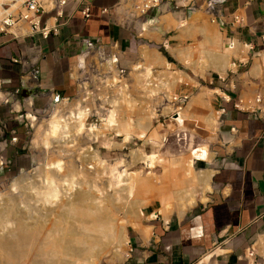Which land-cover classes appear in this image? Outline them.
Listing matches in <instances>:
<instances>
[{"label": "crops", "instance_id": "1", "mask_svg": "<svg viewBox=\"0 0 264 264\" xmlns=\"http://www.w3.org/2000/svg\"><path fill=\"white\" fill-rule=\"evenodd\" d=\"M121 2L90 0L91 19L75 12L47 38L32 36L27 24L21 37L0 35V92L7 97L12 90L29 87L73 95L75 69L92 57L84 53V39L138 49L140 36L125 24L127 14L116 12ZM236 14L244 17V25L234 23ZM218 21L227 41L240 42L241 53L244 43L253 49L247 48L244 56L239 50L234 53L238 56L231 59L229 78L216 87L223 93L216 94L223 121L219 153L208 164L215 169L208 200L166 221L153 211L152 220L131 238L126 258L115 264H264V0H227ZM58 22L51 13L42 17V25L50 29ZM32 70L39 72L35 79Z\"/></svg>", "mask_w": 264, "mask_h": 264}, {"label": "bare ground", "instance_id": "2", "mask_svg": "<svg viewBox=\"0 0 264 264\" xmlns=\"http://www.w3.org/2000/svg\"><path fill=\"white\" fill-rule=\"evenodd\" d=\"M16 6L17 5H13V7ZM171 18L173 17L170 15L165 19L166 23H164V25L166 24V27L170 25L174 26V22ZM148 26V24L144 25V32H147ZM180 27L183 30L185 37H190L191 26H189L187 22H184ZM22 30L24 32V27H22ZM200 33L204 37L203 41L197 39L199 42L191 43L190 48H179L180 59L187 66H191L194 69V72L196 71V73H199L202 76L207 68H214L217 71H220L221 74H226L227 68L232 63V56L239 50V47L235 46L232 49L229 46H226L223 41L225 36L221 32L211 29L208 26L202 27ZM148 35L150 36L152 33ZM166 46H168V42H166ZM141 49L143 52L144 47ZM142 57L144 59H142L143 62L138 61L133 67L136 77L143 88L141 94L142 97L139 96L140 98H135L134 96L130 99L128 97L130 91L127 89L128 86L121 87L122 91L120 92V99L115 98L114 101H111V103H115V105L114 108L109 111L107 123L105 122L102 124L100 129L89 128L90 132L86 130L87 133L89 132L88 135L92 138V142H97L100 135H102L105 130L116 131V136H124L123 143L121 144H106L109 148H112L113 146L123 148L124 145L122 144L128 142L131 135L144 139L145 134L152 129L154 117L157 116V111L152 108L153 106L151 107V103L149 102L150 98L153 99L151 96L156 94V96H159L160 93L158 95V92L161 90L163 84L168 85L167 88L163 87L165 91L166 89L172 90L177 83L192 80L190 76L182 71H172V64L156 49H146L142 53ZM262 59L264 63V58ZM112 66L114 67V65ZM154 66H161L163 68L161 74L168 78L166 80L164 79L165 81L162 80L159 87L158 84H155L153 81L152 71L150 70ZM146 67L148 68V72H141V70L146 69ZM197 67L202 68L199 70ZM106 78L109 79L108 77ZM144 80H146V82H144ZM117 81L119 80H116L115 83H118ZM86 85H88V83ZM208 91L212 92L207 93ZM169 92L170 93L166 90L165 93H168L170 96L171 91ZM207 92L205 90L201 91L193 96L189 102L188 108L192 109L196 113L195 115H197V119L193 124L188 121L189 117H193V114L189 113L190 111L185 113H182L183 111L176 112L175 114L173 113L172 119H175L177 122L176 125L181 129L183 128L184 131H187L185 129L190 130L187 131V133L191 132L192 129H196L199 132L208 135H210L211 132L216 133L218 131L221 123L218 118V113L215 112L212 104L206 100V97L211 96L212 93H223L218 88H215V90H207ZM87 95H89V92H87ZM5 98L8 99L2 92H0V101ZM176 99L177 97L173 98V103H175ZM82 101H84V99H79L74 102V104H70L68 100L63 99L57 104L59 105L58 109L51 112L52 115L46 120V127L40 134L42 135V140H38L40 142L43 141L41 144L47 148H58L63 144L62 147L64 148L69 145H67V143L70 138L71 141L74 140L75 133L79 135L78 133L81 134V131H84L90 110L84 106L85 103L83 105ZM132 101L135 102L133 103ZM32 103V98H28V106H31ZM128 103H131L132 105L130 104V106ZM123 105L125 106L124 108H126V105L128 109L130 108L129 110L126 108L128 112H131L134 109L135 112L137 111L136 108L143 111L141 112L140 110L141 114L137 116L138 119L133 121L127 117V112L123 113ZM143 106H145V109H142ZM15 107L19 110L20 104L16 103ZM28 117L33 123L37 120L36 116H33L31 113L28 114ZM43 125L44 124H42V126ZM177 131L178 133H182L181 130ZM180 133L179 136L181 135ZM186 134H183L182 136L185 137ZM216 135H213V137ZM147 138L148 140L158 141L159 136L150 132L149 137ZM54 142H58L61 145L57 143L59 146H55L53 145ZM207 146H200L195 149L190 155H188V157H186L188 161L196 157L212 161L214 154ZM38 147H40V145ZM85 148L88 155L82 156V154H79V156L81 155L78 159L80 162L79 165H76V160L74 162L67 160L68 162L66 164L65 161H62L57 156L58 159L47 162L44 168L43 166L40 168L41 170L39 172L36 170L38 173L36 177H34H40V186L37 185L38 188L40 187V190L38 189V191H34L35 193H30V191L28 193L27 191L25 197L28 200L34 201L33 203L38 207V213L29 209L36 207L27 208V206H23L21 212L24 211V213L26 212L29 216L24 217L21 214L11 215L14 212L13 208L6 206L3 202L5 206L0 208V219L6 215L11 218L15 216V218H12V223H7L5 228L0 232V264H101V261H123L126 258L128 254V252H126L128 251L126 250V245L129 242L127 226L132 225L139 230L142 228V224L140 225L139 221L142 219V216H144L143 207L150 204L154 194L149 188L152 184L155 187L161 186L162 182H160L161 185L155 184L156 180L154 182L151 179L154 176L152 171L148 172L147 180L142 178L140 171H129L128 167L119 171L118 166L122 164V160L112 166V164H109L106 160L102 159L97 152H95L92 145L89 144L87 147H84V149ZM132 152L136 160L142 161L150 169L154 168L158 161H162L160 155L154 152L146 153L138 148L134 149V151L132 150ZM68 156L71 155L68 154ZM86 157L90 158L91 161L85 159ZM166 160L167 159L165 158V161ZM69 162L70 164H68ZM177 162L180 164V167L178 170L174 169V174L173 172H164L167 175L169 173L172 174L173 179H175L177 183L186 184V186L182 185V187L173 190L171 189L170 184L166 185L168 181L165 182V187L166 189H169V191L171 190V195H168L166 198L164 197L162 201L167 213V211H170L171 209V206H167L173 200L171 196L173 195L174 198L179 199V203L178 205L176 203L175 208L178 210L179 216H182L187 210L196 206L199 201L204 203L208 200L206 193L212 190L211 180L215 171L214 169H200L196 172V169L191 166L189 169L183 168V162L181 160H178ZM166 166L167 168L164 169L171 171L168 169L169 166L167 164L164 167ZM101 174L109 175V188L113 187L112 181L114 178L116 182L115 185L118 186V189L112 196H109V191L108 195L107 193L102 192V188L104 189L102 184L101 189L99 188V185L96 184V179L100 178L101 176H98ZM163 176L166 175L164 174ZM24 179L29 180L30 177L21 175V177L15 180V183L13 182V186H17ZM163 179L165 180L164 177ZM169 180L171 181L172 179L170 178ZM147 181H149L148 185L146 184ZM27 185L30 186L31 184ZM100 190L101 193L99 194ZM132 197L134 198V201H130V198ZM177 206L179 208H177ZM19 209L20 208H17V213ZM153 215L156 216V214ZM3 220L5 223L9 222V219L6 220L3 218Z\"/></svg>", "mask_w": 264, "mask_h": 264}, {"label": "rangeland", "instance_id": "3", "mask_svg": "<svg viewBox=\"0 0 264 264\" xmlns=\"http://www.w3.org/2000/svg\"><path fill=\"white\" fill-rule=\"evenodd\" d=\"M116 12L119 14L121 12L127 15L129 13L132 14V16L128 15L129 16L128 23H125V24H127L128 27L131 28V30H133L136 34H138V36H140L139 37L140 39H138L139 41H137V44H139L138 45L139 47L138 49H131V48H128L127 46H123L120 43L113 44L111 46H106L104 47L106 50L105 56L97 55L96 57H94V63L92 62L93 58H90V60H87L86 63L83 64V66L82 65L80 66L81 69H78V68L75 69L74 77H75V82H76V91L73 93V95H69L70 100H68V102H70V104L71 103L74 104V102L78 101L79 99H84L85 102L82 101V103L83 105L85 103L84 106L89 108L88 110H90L89 111L90 114L88 115V121L85 124L84 131L82 130L81 134L78 133L79 135H77V133L75 134L73 133L74 140L71 141V138L69 140L71 144L68 142L67 145L68 144L69 145L63 148L62 147L63 144L61 145L58 142H54L53 145L55 146L61 145V146L58 148L57 147L47 148L43 144H41L43 143V141L41 142L39 141V140H42L41 139L42 135L40 134L46 127L45 125L47 123L46 120H48L50 118L49 116L52 115L51 112H53V110L55 111L56 109H58V106H59V105H55L53 110L49 109V105L51 103V97L48 98L46 94L38 95V98L33 99L32 105L28 106V101L25 98H23L22 95L14 94V90H12L11 95L7 96L8 99L5 98L0 101V208L5 205L12 207L14 212L11 215L21 214L24 217L29 216L27 215L26 212L25 213L24 211L21 212V210L23 209V206L24 207L27 206V208L36 207V208H29V209H31L33 212L38 213L37 211L38 207L33 203L34 201L28 200L25 197V194L27 193V191L28 193L29 191L30 193H35L34 191H38V189L40 188V187L38 188V186H40V183H41L40 177L35 178L37 173L41 170L40 168H42V166L44 168L47 162L52 161L54 159H58V158L61 159L62 161H65L66 164L68 161L74 162L76 160L75 161L76 165H79L80 162L78 159L81 157V155L79 156V154H82V156L88 155L86 148L84 149V147H87V145L89 144L94 147L95 152H97L102 159L106 160L109 164H112V166L122 160V164L118 166L119 171L124 170L126 167L129 168V171H140L142 178H144L145 180L148 179V176H147L148 172L152 171L154 173V176L151 179L154 182L156 180L155 184L161 185L160 182H162V185L158 187L153 186V184L152 186L150 185L151 187L149 189L152 190L154 194H153L152 200L150 201V204H147L146 206L143 207L144 216H142V219L139 221L140 225L144 224V222L152 220L149 217V215H151L153 211L162 213L160 217L165 221L169 220V217L172 216L174 213L178 214V210L175 208V206H176V203L178 205L179 199L174 198L173 195L171 196L173 200L171 203L167 205V206H171V209L170 211H167V213L165 211V207L163 206V201H162L164 197L166 198L168 197V195H171L170 193L171 190L169 191V189H166L165 187L166 185L170 184L171 189L173 190H176L178 187H182V185L186 186V184L177 183L175 179H173V175L170 174L172 172L174 174L175 170L179 169L180 164L177 162L178 160H181L183 162V168L189 169L191 167H194L196 169V172H198L200 169H212L209 167L208 164H212V162L216 159L218 155L217 153H219L218 151L219 145L217 143L220 142V140L218 139L217 132L219 131L220 125L216 133H213V132L210 133L211 137L210 135L206 133H201L196 129H192L191 132L187 133V131H190V130L185 129L187 131H184L183 128L181 129L180 127H178V125H176L177 122L175 121L174 118H173L174 119L173 121L172 116H173V113L175 114L176 112L183 111L182 113H185L187 111H190L189 113L193 114V117H189L188 121L191 124H193L195 120L197 119L196 118L197 115H195L196 113L192 109L188 108L191 98L203 90H205L206 92L207 90H210V89L213 90L214 88L218 86L219 81L221 82L223 81V78L225 79L227 78V73L229 69L231 68V65L227 68L226 74H221L220 71H217L214 68H207L205 69L204 75L202 76L201 74L196 73V71L194 72V69L191 66L189 67V65L187 66L186 64H184L182 60L180 59V55H179V48L181 47L190 48L191 43L204 40V37L200 33V29L206 26L218 32H221L225 36L223 41L226 44V46H228L227 44L228 41L226 40V34H225V30L223 26L220 24L219 21L213 22L212 19L209 17V15L205 14V12L202 9L199 8L195 10H185L184 8H182L180 5H178L175 2L171 4V8L169 10L163 9L162 11L152 12L150 16H144V19L142 20H140L141 18L139 17V14L134 10L131 3L126 4L121 8H117ZM170 15L173 17L171 19L174 22V26L170 25L166 27V24L164 25V23H166L165 19H167ZM153 19H156V20H154L153 22L151 21V24H150V22L148 21L153 20ZM184 22H187L189 26H191L190 37H185L184 32L180 27V25H182ZM145 24L149 25L147 27L148 28L147 32H144ZM150 33H152V35L149 36L148 34ZM166 42H168V46H166ZM237 46H239V54H240L241 53L240 48L242 47L240 45H237ZM142 47H144L143 52L146 49L158 50L172 64V71H175V70L182 71L188 76H190V78H192L193 81L186 80L187 82L184 81L182 83L175 84L174 85L175 88L173 87L174 91L173 89L172 90L166 89L168 85L163 84L161 87V90L158 92V95L159 93L160 95L156 96L157 95L156 94L154 96H151L153 97V99L150 98L149 102L151 103L150 104L151 107L153 106L152 108L157 111L156 112L157 116L154 117L152 129L147 134H145L144 139L131 135L129 138V141L126 142L125 144H122L124 145L123 148L116 147V146L109 148L108 146H106V144H109V143L121 144L123 143L124 136H116L117 135L116 131L105 130V132L102 135H100L99 140L97 142H92L91 140L92 138L90 137V135H88V133L90 132L89 128H99L100 129L102 124H104L105 122L107 123V120L109 117V111L112 110L115 105V103L112 104L111 101H114L115 98L116 99L119 98L121 94L120 92L122 91V88L124 86L125 87L128 86L127 89L130 90L128 93L129 95L128 97L130 99H132L134 96L135 98L141 96L143 88L141 87L142 85L140 84V82L138 81L136 77V73L133 70V67L138 61L143 62L144 60L142 57V53H143L141 49ZM111 48L112 50L114 49L113 50L114 55L118 57V61H119L114 64L111 62L112 56L111 57L108 56L109 50ZM245 51L246 49L244 50V54H245ZM233 56H236V55L234 54ZM233 56H232V59H233ZM112 65H114V67L119 66L118 67L119 69L124 68L126 71L125 75H122V74L118 75L119 74L117 73L118 69L116 70ZM247 65L249 66L250 62L247 63ZM197 68L201 70L202 67L201 68L197 67ZM150 70L152 71L153 81L155 82V84H158V87H159V84L162 83V80L168 79L165 75L161 74V72L163 71V68L161 66H154ZM143 71L148 72V68L146 67V69L141 70V72ZM106 77H108L109 79H107ZM116 80H119L117 81L118 83H115ZM83 82H87L88 85H86L87 83L83 85ZM144 82H146V80H144ZM79 83H80V87H79ZM163 87H166L165 89L168 91V93H170L169 91H171L170 96L168 93H165L166 90L164 91ZM87 92H89V95H87ZM209 92L211 93L212 91H208L207 93ZM216 94L220 95L221 93H212L211 96L206 97V100L209 101L210 104H212L215 112L218 111V104L221 101L219 99V96ZM5 95H7V93H5ZM175 95L176 96L187 95L189 97V99L184 100V103L182 105L183 109L179 111L177 110L179 105L177 103H173L174 102L173 98L175 97ZM132 102L134 103L135 101H132ZM16 103L20 104L19 110H17L15 107ZM127 105H126V108H127ZM124 107L125 106L123 105L124 112L123 111L122 112L123 113L127 112L128 113L127 117H129L133 121H136L138 119L137 116L141 114V112L143 111L140 109L141 110L140 112V110L136 108L137 111L134 112L135 110L134 109L131 112H128L130 108L129 109L127 108L128 109L127 110ZM165 107L168 109H166ZM142 109H145V106H143ZM30 113L33 116L35 115L37 118V120L34 121V123L28 117V114ZM218 118L220 122L223 121V117H219V113H218ZM42 124L44 125L42 126ZM86 130H88L89 132L87 133ZM177 130L182 131V133L179 132L181 134L180 136ZM150 132L154 133L156 136H159L158 141L148 140L147 137H149ZM183 134H186V136L185 137L182 136ZM213 135H216V136L213 137ZM13 138H16V140H14ZM57 143L59 145H57ZM189 143H192V144H189ZM39 145L40 147H38ZM205 145L206 146L208 145L207 146L208 149L214 154L212 161H208V160H205L199 157L193 158L192 160L188 161V159L186 158L188 157V155H190L195 149L199 148L200 146H205ZM71 146H74V147H71ZM137 148L141 149L142 151L146 153L154 152L160 155L162 161H158L154 168L152 169L148 168L142 161L136 160L134 154H132L133 153L132 150L134 151V149H137ZM68 154L71 156H68ZM181 157L184 159H182ZM165 158L167 159L166 161H165ZM85 159H89V161H91V159L88 157H86ZM70 162L68 164H70ZM162 164L163 165L167 164L169 166L168 169H170L171 171L167 169L165 170L164 168H167V166L164 167L165 165L163 166ZM164 171L165 172L167 171L166 173L168 172L170 173L167 175ZM164 174L167 177L170 175L171 177L169 176L168 178L169 179L171 178L172 182L166 176H163ZM21 175L30 177V179L29 180L24 179L17 186H13V184L15 183V180L21 177ZM98 177L100 178L96 179V184L99 185L100 189L104 187V189L102 188V192L107 193V195L110 192L109 196H112L113 194L116 193L118 186L115 185L116 182L114 178L112 181L113 187L109 188V181H110V180L108 181L109 175L101 174ZM163 177L165 178L166 181L163 179ZM212 179H213V176H212ZM212 181L213 180H211V184H212ZM165 182H167L166 185H165ZM27 184H31V185L29 186ZM101 184H102V187H101ZM146 184L148 185L149 181H147ZM163 185H164V189H163ZM100 193H101V190L99 194ZM130 201H134V198L133 197L130 198ZM3 202L5 205L3 204ZM200 203L201 202L199 201V203H197L196 206L190 209L197 207ZM17 208H20L18 210V213H17ZM177 208L179 207L177 206ZM3 218L6 220L9 219L8 220L9 222L5 223ZM3 218L0 219V232L3 230V228H5V225L7 223L8 224L12 223V220H13L12 218H15V216L11 218L10 216L6 215ZM136 230H138V228L132 225L127 226V236H128L129 242L126 245V250L128 251L131 245L130 240L135 234ZM118 262H121V261H114V262L101 261V264H115Z\"/></svg>", "mask_w": 264, "mask_h": 264}, {"label": "built area", "instance_id": "4", "mask_svg": "<svg viewBox=\"0 0 264 264\" xmlns=\"http://www.w3.org/2000/svg\"><path fill=\"white\" fill-rule=\"evenodd\" d=\"M75 0H0V35H13L15 38L21 37L24 32L22 27L25 24L29 25L30 33L32 36L40 34L43 37L47 38L51 31L57 33L61 25L66 24L67 20L73 16L75 12L79 13L82 18L89 20L92 17V10L90 0H80L75 9L71 10L73 2ZM227 0H122V2L117 6L121 8L126 4H132L134 10L139 14L140 20L144 19V16H150L152 12L162 11L163 9H170L172 3H177L185 10H195L202 9L205 14L209 15L213 22L218 21L222 15V4ZM13 5H17L13 7ZM102 12H106L104 9ZM51 13L53 17L59 21L58 24L50 29L47 25H42V17L44 14ZM132 16V14H128ZM127 15L126 20L128 21L129 16ZM128 23V22H125ZM234 23L237 25H244L245 19L243 16L236 14L234 15ZM264 41V36L262 37ZM84 53L86 55L92 56H105V46H103L100 38L84 39ZM242 43V42H241ZM230 48H234L237 45H240L238 40H228L227 42ZM243 51L241 54H244V50L249 48L253 49L250 44L244 43ZM108 54V53H106ZM108 56H112L111 62L117 63L118 57L109 50ZM17 62V59H14ZM94 63V58L92 60ZM119 67V66H118ZM116 68L119 74L125 75L126 71L124 68ZM78 69H81L80 65ZM39 72L37 70H32L31 77L35 79ZM98 75V74H97ZM79 82V81H78ZM87 82H83L85 85ZM38 87L40 84L37 85ZM80 87V83H79ZM34 89V88H33ZM29 87H21L14 90V94L22 95L28 101V98H38V95L46 94L48 98L51 97V103L49 109L53 110L55 105L60 103L63 99L70 100L69 96L65 97L60 93L50 89L47 93H43L41 90H33ZM64 97V98H63ZM175 101L179 106L177 110L183 109L182 105L184 100L189 99L187 95H178ZM81 98V97H80ZM257 102H260V99H257ZM181 104V105H180ZM238 108V104L235 105ZM16 140V138H13ZM250 256H254V251L249 252Z\"/></svg>", "mask_w": 264, "mask_h": 264}]
</instances>
